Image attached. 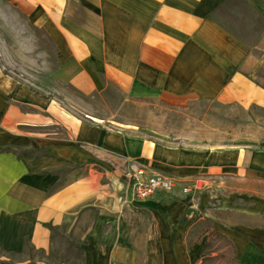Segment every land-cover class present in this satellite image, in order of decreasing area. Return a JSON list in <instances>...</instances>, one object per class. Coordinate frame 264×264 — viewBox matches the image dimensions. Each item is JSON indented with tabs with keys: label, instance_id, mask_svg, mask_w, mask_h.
<instances>
[{
	"label": "crops",
	"instance_id": "1",
	"mask_svg": "<svg viewBox=\"0 0 264 264\" xmlns=\"http://www.w3.org/2000/svg\"><path fill=\"white\" fill-rule=\"evenodd\" d=\"M5 1L45 29L56 48L54 74L81 93L117 77L135 96L176 103L264 97V80L257 86L246 77L264 67L255 55L264 37L247 47L231 32L225 14L240 21L242 11L232 0ZM237 2L264 17V0ZM58 99L0 58V248L23 256L29 245L47 256L58 229L81 248L79 264H133L140 237L151 240L157 264H202L194 241L197 227L209 223L227 236L237 264H264V149L151 143L69 120L55 110ZM39 113L50 123L58 117L56 131L31 128ZM139 169L179 181L172 191L125 203ZM200 176L203 188L182 192Z\"/></svg>",
	"mask_w": 264,
	"mask_h": 264
},
{
	"label": "rangeland",
	"instance_id": "2",
	"mask_svg": "<svg viewBox=\"0 0 264 264\" xmlns=\"http://www.w3.org/2000/svg\"><path fill=\"white\" fill-rule=\"evenodd\" d=\"M232 2L242 10L240 21L244 22L241 24L236 14L227 13L224 16L225 23L232 33L247 41V47L253 44L257 46L260 38L264 37V17L253 12L246 3L237 0ZM11 5L0 0V58L6 70L15 73L21 80L53 91L59 98L55 105L58 114H62L63 108L69 120L82 118L110 131L174 148L264 149L263 96L252 101L254 93L251 95L250 92L239 95L240 101L237 102L194 98L176 103L166 100L162 94L135 96L127 91L125 79L117 77L103 78V86L91 94L81 93L67 84L65 77L54 74L58 65L57 53L45 29L31 25L24 14ZM255 55L264 58V44L260 49H255ZM248 73L251 75H246L247 80H254L257 86H262L263 66L252 72L247 70ZM60 101L68 107H62ZM65 109L69 112L66 113ZM38 116L36 126L32 122V129L42 132L53 128L56 131L60 124L56 115L52 123L49 116L45 117L41 113ZM204 179L200 176L189 180L185 184L189 186L188 193L203 188ZM195 180L202 182L201 185L195 187ZM209 225L203 223L197 227L199 236L194 241L202 264H237L227 236L221 229H211ZM149 244L151 240L147 238L136 240L133 264H157L155 247ZM152 244L156 245L155 240ZM33 250L27 245L26 253L16 256L0 248V264H79L81 260L79 245L58 229L53 231V247L47 256ZM42 257H46V260L36 262Z\"/></svg>",
	"mask_w": 264,
	"mask_h": 264
},
{
	"label": "built area",
	"instance_id": "3",
	"mask_svg": "<svg viewBox=\"0 0 264 264\" xmlns=\"http://www.w3.org/2000/svg\"><path fill=\"white\" fill-rule=\"evenodd\" d=\"M195 187L201 185L199 180L194 181ZM177 180L165 173L147 172L144 169L134 171L129 178L130 195L128 200L123 199V202L138 201L152 196L158 191H171L176 186ZM182 192H188L189 186L184 185L181 188Z\"/></svg>",
	"mask_w": 264,
	"mask_h": 264
},
{
	"label": "trees",
	"instance_id": "4",
	"mask_svg": "<svg viewBox=\"0 0 264 264\" xmlns=\"http://www.w3.org/2000/svg\"><path fill=\"white\" fill-rule=\"evenodd\" d=\"M180 221H182V219Z\"/></svg>",
	"mask_w": 264,
	"mask_h": 264
}]
</instances>
